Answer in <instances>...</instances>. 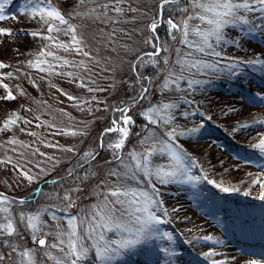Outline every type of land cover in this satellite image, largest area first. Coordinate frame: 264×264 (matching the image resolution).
<instances>
[{"label": "rangeland", "instance_id": "1", "mask_svg": "<svg viewBox=\"0 0 264 264\" xmlns=\"http://www.w3.org/2000/svg\"><path fill=\"white\" fill-rule=\"evenodd\" d=\"M109 2L53 0L51 6L64 9L66 20L76 27L78 38L83 39L84 51L89 53L87 57L72 49V33L64 31L66 25H59L60 31L48 32V25L39 16L31 14V9L47 6V0H20L17 3L12 0L5 8L6 19L0 21V29L6 30L0 34V64L4 65L0 67V196L7 197L9 203L0 207H8L18 234L0 239V255L5 257L0 264H18V252L24 249L36 252L37 264H54L33 242L31 231L20 223V214L42 211L43 231L48 233L46 239L56 243L57 225L67 230L69 216H84L102 199L97 193L105 190V183L109 187L118 183L117 177L109 175L112 171H124L117 156L128 164L131 162L129 153L149 148L152 136L167 140L165 133L172 129L177 134L185 133L176 137L173 146L185 155L187 163L194 165L190 167L189 175L199 177L194 184H160L152 178L160 193L154 199L161 200V207L168 212L164 216L156 209V214L165 221L158 225L159 231L171 234L173 240L149 239L125 250L113 264H211L212 260L221 264H250L253 260L264 264V200L257 198L264 192V153L254 147L264 137V123L261 122L264 121V73L251 75V78L241 76L234 83L227 73L230 72L227 66L234 61L235 68L249 64L248 61L264 62V20L256 13H247L252 24L258 26L251 32L248 31L251 25L227 26L225 39L219 45L213 41L216 51L221 52L220 57H200V53L179 43L180 33H175L177 39L173 43L176 48L173 52L167 49L159 65L160 73L147 92L148 97L157 96V99L141 109L146 124L131 130L121 151L109 147L122 138L121 132L114 131L116 136L108 138L106 145L109 151H103V154L98 151V143L101 146L105 128L114 127L109 119L113 106L123 98L124 92L119 87L127 86L132 81L134 66L136 71L139 67L133 56L145 50L141 48L149 38L146 19H150L156 2L161 4L162 0H123L115 5L124 9L123 14L102 7ZM175 2L178 5L174 22L179 23L192 14L191 0ZM183 8H189V12H182ZM105 15L120 23L104 22ZM98 16L100 19H96ZM189 23L208 27L198 19ZM113 29H116L115 35H111ZM34 32L38 35L33 36ZM61 43L69 45L68 50L57 47ZM181 45L184 46L181 56L194 51L193 58L218 62L216 71L196 72L192 69L189 73H197L201 83L191 88L188 81L193 79L186 75V79L176 83L171 81L177 75L168 76L169 70L175 71L170 64L177 58L174 54ZM31 48L35 52L34 65L25 62L24 51ZM49 52L53 55H47ZM165 58L169 60L168 65H164ZM250 67L254 68L255 64ZM120 74L124 80L120 81ZM166 77L169 79L167 88L163 86ZM211 78H217L218 83ZM8 93L15 99H7ZM109 97L112 100L108 104L106 98ZM164 103L176 105L161 113L165 118L171 116V123L165 125L157 119L156 124H150L145 113ZM123 116L117 120L119 125L123 123ZM202 118H209L214 126L219 124L220 129L214 127L213 131L202 132ZM13 119L16 122L10 124ZM193 128L199 131L192 133ZM72 132L77 134L72 135ZM224 137L231 139L230 145L223 141ZM69 148L73 151H67ZM80 159L88 163L81 166ZM151 159L153 166L168 163L167 158L159 155ZM196 161L216 185L238 189L227 193L239 201L229 200L224 197L227 196L225 193H214L204 175L197 171ZM25 173L34 179L29 181ZM55 178L66 180L54 184L50 180ZM128 183L137 186L135 182ZM139 187L152 190L143 177ZM245 192L249 194L245 195ZM35 193L33 204L27 202L26 197ZM65 193L75 204L69 211H59L64 207L65 202L60 198ZM53 213L64 220L53 219ZM3 216L0 212V220ZM107 235L110 239L120 238L112 232ZM206 236L212 240H203ZM5 239L17 245L18 251L14 253ZM165 248L175 254H166L162 251ZM211 251L216 255L206 259L205 253ZM48 252L51 256L64 258L59 248H49ZM93 256L94 253L90 254L82 264H99Z\"/></svg>", "mask_w": 264, "mask_h": 264}, {"label": "snow or ice", "instance_id": "2", "mask_svg": "<svg viewBox=\"0 0 264 264\" xmlns=\"http://www.w3.org/2000/svg\"><path fill=\"white\" fill-rule=\"evenodd\" d=\"M12 0H0V21L6 19L4 12L8 4ZM172 0H162L159 5L163 8L165 5L171 3ZM123 3V0H110L109 3L102 5L103 8L112 9L117 14H123L124 9L121 7H116L115 5ZM190 8L192 10L191 15H187L179 23L174 22L172 19L167 20V24L172 32L173 40L177 39L175 33H180L179 43L186 45L188 48L193 49L196 53H200L204 56L220 57L221 52L216 51L214 47L219 45L221 41L225 39L224 29L229 25H236L240 23L242 25H251L248 29L249 32L253 31L256 27L252 24V21L246 15L247 13L258 14L261 20H264V0H191ZM198 10V11H197ZM93 12L95 9L92 10ZM135 11V9H133ZM182 12L188 13L189 8L181 9ZM31 14L34 16H39V18L48 25L47 31H60L59 25H66L64 29L66 33H72L71 36V47L77 53H82L84 56H89V53L84 51L83 39L78 38L77 29L75 26L69 24L68 20L65 19L64 15L58 9L48 4L47 6L40 8L35 7L31 9ZM87 15H91L88 13ZM100 19V17H96ZM198 19L201 24H207L208 27L203 28L200 25H193L189 22ZM58 21V24L56 23ZM104 22L109 23H120L119 20H112L110 17L105 15ZM158 19H153L148 25L149 31L153 34L147 38L144 43L151 44L153 47L152 52L145 53L148 57L144 60L143 57L138 56L137 59L141 63H151L156 64L158 60L155 57L159 56V51L157 50V45L153 43L156 39L155 32L158 27ZM6 30L0 29V34H4ZM116 29H113L111 35H115ZM33 36L38 35V33H32ZM197 37L193 40L190 37ZM48 39H54L53 37H48ZM57 47H63L68 50L69 45L63 43L57 45ZM164 51H167L165 48ZM177 60L176 65L180 66V74L175 76V79L171 83H176L180 79H186L184 72H191L195 69L196 72H206L208 70L216 71L218 67V62H209L204 59L193 58V53L189 52L184 56L180 55V50L177 49ZM47 55L51 56L53 53L49 52ZM164 65L169 64L167 58L164 59ZM65 64L68 63L67 60L64 61ZM249 64L264 63L262 61H248ZM39 66L38 64L36 65ZM236 62L229 64L227 67L229 71L235 68ZM0 67H4L0 64ZM43 70V69H41ZM135 70V66H134ZM195 75L196 73H192ZM71 75V73H69ZM175 73L169 70L168 76H174ZM235 75V72H233ZM199 80H189L188 86L191 88L194 84H199ZM169 85L168 77L164 80V87L167 88ZM6 87V85H5ZM92 91V89H89ZM147 92L148 89L142 90ZM7 99H15V97L8 93ZM141 99L144 97L141 96ZM69 99H74L69 97ZM176 105L172 103H164L159 107H152L149 109L148 116L150 124H156L157 119L162 120L165 125L171 123V116L165 118L161 116L162 112L166 110L175 108ZM123 115L127 112V109H118ZM151 113V115H149ZM16 121L10 120V124H14ZM264 123V121H261ZM113 123H116L113 121ZM124 125L131 123V117L123 116ZM122 133V138L115 144L109 145L113 149H122L124 146V138L128 136L127 127H121L117 129ZM106 131H113L109 128ZM198 128L191 129L192 133L198 132ZM72 135H76V132H72ZM167 140L157 139L155 136L149 138L150 147L146 148L144 151L136 153H129L131 162L124 164L123 159L117 156V160L120 161V165L124 168L123 172L112 171L109 173L110 176L117 177L118 183L109 187L105 183V190L97 193L98 198L102 197L97 204H94L90 210L86 212L84 216L76 217L69 216L67 218V230H64L60 225H57L58 231L56 234V243H49L46 239L48 233L43 231L44 222L41 220L43 215L42 211H37L29 215L24 213L20 214V223H23L27 229L31 231L32 240L35 244L39 245L41 249L44 250V254L48 256L49 259L54 261V264H82V262L88 260L90 254L94 253V260L98 261L99 264H113V261L117 260L125 250L135 248L137 245L145 243L149 239L159 238L167 239L172 241L173 237L169 233H160L158 225L164 223L165 221L156 214V209L163 212L164 216L168 215L166 209L161 207L162 201L154 199L160 195L159 191L156 189V185L152 183V178L160 184H166L170 182L178 183H195L199 180V177H194L189 175L190 163L186 162L185 155L180 151H177L173 146L178 135H185V133H176L175 129L165 133ZM142 143H144L142 141ZM162 145V146H160ZM52 146V145H49ZM254 147L260 149L264 153V137L259 139V142L254 145ZM67 151H73L69 148ZM85 155H91V153H85ZM159 155L162 158H167L168 163L166 165L153 166L151 157ZM95 157L93 156V159ZM29 181L33 180L34 177L28 176L25 173ZM147 180L148 184L151 185V192L140 188L139 184L141 178ZM177 177H184V179L177 180ZM207 180V177H204ZM128 181L135 182L137 185L133 187ZM208 183H215L212 180H207ZM254 183H259V181H254ZM220 187L223 192L238 191L235 188ZM264 187V185H262ZM248 195V192L244 193ZM260 200H264V192L257 197ZM64 201V207L59 209V211H69L75 204L72 197L65 193L61 197ZM9 203L7 197L0 196V205ZM23 203V201H21ZM44 211H47L46 209ZM174 211H177L174 209ZM0 212L4 213L3 219L0 220V239L5 237H13L17 235V227L9 213L8 207H0ZM53 219L64 220V217H56L53 213ZM112 232L119 235V239H110L108 233ZM126 234V235H125ZM203 240H212V237L206 236L202 237ZM91 243H88V242ZM5 243L12 248L15 253L18 251V246L13 244L11 241L5 239ZM49 248H59V250L64 253V258H57L51 256L48 252ZM168 255H174L169 251V249H162ZM214 251L205 253V258L215 256ZM18 264H37L36 252L32 249H24L18 252ZM5 257L0 255V261H3ZM211 264H221L220 261L212 260ZM250 264H257V261L253 260Z\"/></svg>", "mask_w": 264, "mask_h": 264}, {"label": "trees", "instance_id": "3", "mask_svg": "<svg viewBox=\"0 0 264 264\" xmlns=\"http://www.w3.org/2000/svg\"><path fill=\"white\" fill-rule=\"evenodd\" d=\"M13 1L15 3H17L20 0H13ZM175 1H177V0H172L171 3L165 5L163 8H160L159 2H156V5L154 6V9L152 10L150 19H146V23H147L146 34L149 35V37L152 36L153 34L149 31L148 25L152 22L153 19H158V21H159L157 31L154 34L156 39L153 41V43L157 45V50L159 51V56L155 57V59L158 60V63H156V64L143 63L142 64L141 61L139 59H137L138 56L143 57L144 60L148 59V57L145 55V53L153 51V47L151 44H146V45L142 46L141 49L143 50V48H144L145 50L141 53H138V54L136 53L135 56H133L134 62L137 63L136 67H138V65H139V67H138L137 71H136V68H135V70L134 69L132 70V75H133L132 81L129 82V84L127 86H125V84H124V87H123V85H121V87H119V90L123 91L124 94H123V98L120 99L121 101L118 102V104H116L112 108V113H111V116L109 119L110 124H113V120L114 121L119 120V117L122 115L121 112L118 111V109H127L128 115H130L133 118V122H132L133 125L132 126L130 125L131 130H136L137 129L136 126H139V125L144 126L146 124V120H145L143 113L141 112V109H143L147 104H149V102L157 99L156 98L157 96H155V98L148 97L147 96L148 91L143 92L142 90L145 88H147L149 90V87L154 85L155 80L157 79V76L160 73V66L159 65L162 62V58H163L164 54H166V51H164V49L166 48L170 52H173L174 48H176V46H175L176 44L173 43V38H172V33H171L172 30L169 29V26L167 24L168 19H172L174 21V18H175L174 12H175L177 5H178ZM47 2L52 5L53 0H47ZM57 7H58V5H57ZM58 9L64 15L65 19H67L66 18L67 14L64 11V9L61 8L62 9L61 10L59 7H58ZM160 16H161V20H160ZM183 48H184L183 45H181L177 48L180 50V54H181V51H183ZM191 52L193 53V56H195L194 51H191ZM24 53H25V60H26V61L25 60L24 61L30 62L32 65H34L35 64V62H34L35 61L34 49L31 48V50H25ZM174 55H176L175 57H177L178 53L174 54ZM200 57H203L202 54L200 55ZM176 60H177V58H174L172 60V65L170 64V68L172 67V69L175 70L174 71L175 75L178 76L180 74V66L175 64ZM248 66H249V68H248ZM175 67H177V69H175ZM233 69L234 70L227 72L228 77H229L228 79H230V81H233V83L235 82L236 79L240 78L241 76H244L246 78H251V75H253L255 77L257 75H263V73H264V65H262V64L261 65L255 64V67L251 68L250 64L245 63L243 66H241V68H233ZM259 70H261V72ZM233 72H235V75H233ZM184 73H185L184 75H186L190 79H197V80L200 79V77H197L198 76V75H196L197 73L195 75H193L192 73H189L187 71H185ZM119 78H121L120 81L124 80V79H122L121 74H120ZM211 79L214 80L215 83H218L217 78H211ZM117 88L118 87H116V89ZM141 96H143L144 98L141 99L140 98ZM111 100H112V98H110V97L108 99L106 98L107 103ZM202 120H203L202 126L200 127V130L202 132L208 133L210 131H213L214 127H215L214 129H217V130L220 129V127H221L219 124L214 126L209 121V118L208 119L202 118ZM121 124H123V123H121ZM116 134H117L116 132H105L104 136H103V147L101 148V146L98 143V146H99L98 151H101V153L103 151L108 152L109 149L106 146L107 142L109 141L108 138H110V137L113 138L116 136ZM223 141H226V143L228 145H230L229 143L232 142L229 137H224ZM98 146H97V148H98ZM104 152H103V154H104ZM87 163H88L87 160L85 161L83 159H80L79 164H82L81 166H84ZM195 164H196L197 171L200 172V174L204 175V177H207V180H209L205 171L202 170L203 169L202 166L200 168L197 161L195 162ZM79 167L74 168L72 172H74L75 170H78ZM56 180L57 179L55 178V179H52L50 181L54 184H59V183H61V180L64 181V180H66V178H61L57 181ZM207 180L205 179L206 184L210 186L212 191H214L216 193L218 192L221 194L225 193L227 195L226 197L230 198L231 200L237 201V202L239 201L238 199H236L237 198L236 196H234L232 194H228L227 192L221 191L220 187H218L215 183L210 184L207 182ZM53 181H55V182H53ZM26 198H27L26 199L27 202L30 201L33 204V201L36 198V194H33L31 196L29 195V197H26Z\"/></svg>", "mask_w": 264, "mask_h": 264}, {"label": "water", "instance_id": "4", "mask_svg": "<svg viewBox=\"0 0 264 264\" xmlns=\"http://www.w3.org/2000/svg\"><path fill=\"white\" fill-rule=\"evenodd\" d=\"M127 138V137H126ZM126 138H124V142L126 141Z\"/></svg>", "mask_w": 264, "mask_h": 264}]
</instances>
